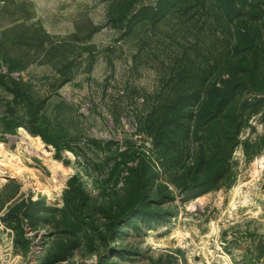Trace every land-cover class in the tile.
Returning <instances> with one entry per match:
<instances>
[{
    "label": "rangeland",
    "instance_id": "rangeland-1",
    "mask_svg": "<svg viewBox=\"0 0 264 264\" xmlns=\"http://www.w3.org/2000/svg\"><path fill=\"white\" fill-rule=\"evenodd\" d=\"M156 1L141 0L135 9ZM107 2L0 0V75L42 103L40 124L57 136L61 147L56 153L23 128L14 133L0 128V217L27 201L53 209L41 213L49 222L25 225V242H15L0 220V264H43L45 259L52 264H149L147 258L161 254H171L175 264H264V126L251 119L253 129L241 136L251 142L262 136L258 154L247 160L238 146L223 186L190 200L175 186L188 179L184 164L167 172L162 161L167 154L137 131V118L169 70L180 64L204 67L219 59L217 34L197 17L174 14L122 37L107 23ZM140 160L146 208L170 214L169 222L165 218L148 229L135 221L139 230L121 227L108 249L91 253L83 246L58 258L74 239L63 224L62 217L69 214L59 212L68 179H79L89 195L87 213L101 227L103 210L116 212L126 203L135 181L126 168ZM168 192L172 201L154 203ZM109 249L139 256L104 258Z\"/></svg>",
    "mask_w": 264,
    "mask_h": 264
},
{
    "label": "trees",
    "instance_id": "trees-1",
    "mask_svg": "<svg viewBox=\"0 0 264 264\" xmlns=\"http://www.w3.org/2000/svg\"><path fill=\"white\" fill-rule=\"evenodd\" d=\"M140 1L108 0L107 23L122 37L132 35L140 26L153 27L168 16L179 14L201 19L217 34L219 41L218 60L196 68L175 65L168 71L157 95L153 99L149 97V108L137 118V131L167 154L162 157L167 163V172L184 164L183 177L188 179L175 186L185 200L194 199L223 186L230 176V157L238 146L250 160L258 154L263 142L262 136L256 142L248 137L241 140V136L246 129H253L251 119L264 126V0H157L154 5L135 9ZM0 90L5 94V98L0 99L1 130L14 133L23 128L60 153L57 136L40 124L42 103H35L20 83L5 75H0ZM215 159L217 162H213ZM215 166L213 174L198 180L199 174ZM126 170L135 177L126 203L118 206L116 212L103 210L101 227L95 225L93 213H87L89 195L79 179L75 175L68 179L62 194L63 208L59 212L63 216L69 214L62 219L67 233L74 239L60 251L58 258H68L74 249L83 246L91 253H99L101 247L108 249L121 227L139 230L138 221L148 229L165 223V218L169 222L170 214L166 217L164 213L150 212L142 199L146 186L144 163L140 160ZM163 198L173 200L168 192L167 197L154 203L160 204ZM49 212L53 209L27 201L25 205L11 208L0 220L13 232L15 242H25V225L32 227L49 222L48 215L41 214ZM105 254L104 258L116 256L119 259L127 258V254L139 256L115 249L106 250ZM128 260L134 259L129 257ZM147 260L149 264H175L171 260L176 259L171 254H161ZM51 262L45 259L43 264Z\"/></svg>",
    "mask_w": 264,
    "mask_h": 264
}]
</instances>
